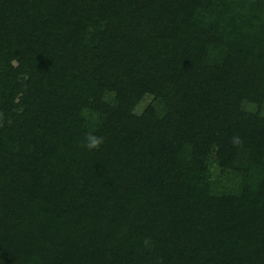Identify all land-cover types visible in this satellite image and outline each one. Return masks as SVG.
<instances>
[{
  "label": "trees",
  "instance_id": "trees-1",
  "mask_svg": "<svg viewBox=\"0 0 264 264\" xmlns=\"http://www.w3.org/2000/svg\"><path fill=\"white\" fill-rule=\"evenodd\" d=\"M0 264H264V0H0Z\"/></svg>",
  "mask_w": 264,
  "mask_h": 264
},
{
  "label": "clouds",
  "instance_id": "clouds-1",
  "mask_svg": "<svg viewBox=\"0 0 264 264\" xmlns=\"http://www.w3.org/2000/svg\"><path fill=\"white\" fill-rule=\"evenodd\" d=\"M105 142V137L97 135L94 131L86 132L84 138L81 142V147L85 148L89 151L98 150ZM232 143L235 145H239L241 143L238 136H234L232 138ZM145 245H149V240L146 239L144 241Z\"/></svg>",
  "mask_w": 264,
  "mask_h": 264
},
{
  "label": "rangeland",
  "instance_id": "rangeland-1",
  "mask_svg": "<svg viewBox=\"0 0 264 264\" xmlns=\"http://www.w3.org/2000/svg\"><path fill=\"white\" fill-rule=\"evenodd\" d=\"M143 107H144V104L140 105L139 108H138V110L141 111L143 109Z\"/></svg>",
  "mask_w": 264,
  "mask_h": 264
}]
</instances>
